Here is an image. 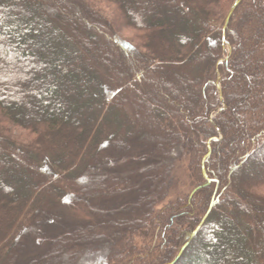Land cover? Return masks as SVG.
<instances>
[{"label": "trees", "instance_id": "1", "mask_svg": "<svg viewBox=\"0 0 264 264\" xmlns=\"http://www.w3.org/2000/svg\"><path fill=\"white\" fill-rule=\"evenodd\" d=\"M234 1L0 0V264H264V0Z\"/></svg>", "mask_w": 264, "mask_h": 264}, {"label": "rangeland", "instance_id": "2", "mask_svg": "<svg viewBox=\"0 0 264 264\" xmlns=\"http://www.w3.org/2000/svg\"><path fill=\"white\" fill-rule=\"evenodd\" d=\"M99 6V8H100V10L102 11V13L106 16V17H108V18H110V19H112L113 17H116L117 16V12L115 11V9H114V7L113 6H110V5H107V4H105V3H102V4H98ZM115 14H116V16H115ZM74 24L75 25H77V23L75 22V21H77L76 19H77V16L74 14ZM113 20V19H112ZM114 23H116V22H114ZM116 26H118V33L123 37V38H125V39H127V40H129V41H132L133 43H135L134 45H136L137 43H138V33L134 30V29H132V28H127V27H124V26H122L121 24H120V22H119V19L117 20V23H116ZM86 30H87V28H85ZM82 34H84V35H86V33H85V30H84V32L82 33ZM226 44V43H225ZM102 51H105V49L102 47V49H101ZM7 127H8V131H9V133L11 134V136H14V138H16V139H18V140H22V141H29L32 137H33V135L28 131V130H26V129H24V128H21V127H19V126H14V125H7ZM220 136H221V134H220ZM262 168H264V167H262ZM182 182H185V181H182ZM186 183V182H185ZM184 185H186V184H182V186H184ZM183 188V187H182ZM181 188V189H182ZM262 190H264V189H262ZM181 191V190H180ZM179 191V192H180ZM184 191H186V188H184L183 190H182V193L184 192ZM80 247H78L77 246V244H73V243H71V244H69V245H67L66 246V248H65V250H63L62 251V257H60V259L62 258V259H66L67 258V256H71V255H69L70 254V252L72 251V250H77V249H79ZM64 257V258H63Z\"/></svg>", "mask_w": 264, "mask_h": 264}, {"label": "water", "instance_id": "3", "mask_svg": "<svg viewBox=\"0 0 264 264\" xmlns=\"http://www.w3.org/2000/svg\"><path fill=\"white\" fill-rule=\"evenodd\" d=\"M241 1H242V0H235V1L233 2V4H232V6H231V8H230V10H229V12H228V14H227V16H226V19H225V25H224V26H226V24H227V22H228V20H229V18H230V16H231L233 10L236 8V6H237ZM229 52H230V45L226 43V44H225V53L223 54L222 59H225V58L228 56ZM222 59H221L219 62H221ZM217 83H218V87H220L221 79H220V74H219V70H218V69H217ZM222 102H223V103H222L221 107H218V108L214 109L213 112H212V115H214L215 113L219 112L220 110H222V109L224 108V106H225V101L222 99ZM208 154H209V150H208V152H207L206 157L208 156ZM202 172H203V175H204L206 178H208L207 173H206V171H205L204 168H203V171H202ZM196 231H197V229H196ZM196 231H195V232H196ZM184 247H185V246H184ZM184 247H183V249H184ZM183 249L178 253V255L175 257V259H173V261H171V262H169V263H167V264H174L175 261H176V260L180 257V255L182 254Z\"/></svg>", "mask_w": 264, "mask_h": 264}]
</instances>
